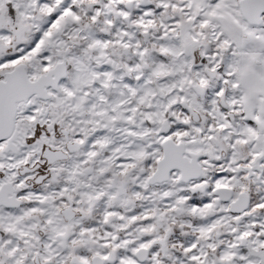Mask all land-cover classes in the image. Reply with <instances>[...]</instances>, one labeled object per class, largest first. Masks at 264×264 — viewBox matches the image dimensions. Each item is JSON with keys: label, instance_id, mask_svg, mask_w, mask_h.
I'll return each mask as SVG.
<instances>
[{"label": "snow or ice", "instance_id": "1", "mask_svg": "<svg viewBox=\"0 0 264 264\" xmlns=\"http://www.w3.org/2000/svg\"><path fill=\"white\" fill-rule=\"evenodd\" d=\"M0 264H264V0H0Z\"/></svg>", "mask_w": 264, "mask_h": 264}]
</instances>
